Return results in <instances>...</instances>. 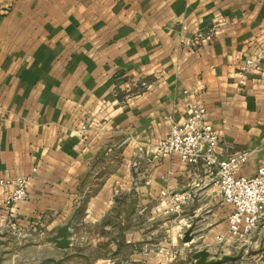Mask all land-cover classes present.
<instances>
[{"label": "crops", "instance_id": "0c3cea01", "mask_svg": "<svg viewBox=\"0 0 264 264\" xmlns=\"http://www.w3.org/2000/svg\"><path fill=\"white\" fill-rule=\"evenodd\" d=\"M263 51L264 0H0V222L64 258L89 241L127 264H158L145 251L163 228L214 241L232 212L215 172L154 148L198 104L218 158L247 152L237 175L255 176L264 61L245 62ZM16 178L27 198L6 207ZM162 192L195 200L170 212ZM71 219L59 250L48 239Z\"/></svg>", "mask_w": 264, "mask_h": 264}, {"label": "built area", "instance_id": "2783aa9c", "mask_svg": "<svg viewBox=\"0 0 264 264\" xmlns=\"http://www.w3.org/2000/svg\"><path fill=\"white\" fill-rule=\"evenodd\" d=\"M264 61V51L257 59H247L246 68ZM85 127H82V131ZM218 136L208 121L206 110L198 104L188 105V115L181 122L170 127L168 135L154 148L157 159L177 156L179 161L189 167L202 165L214 178L212 184L217 188L222 201L232 207L227 218L225 236L236 242H245L257 230L264 215V159L261 160L255 176L239 177L238 170L247 160L249 153L239 152L225 159L217 156ZM12 186V192L4 201L6 207L23 202L27 198L28 178H16L6 182ZM166 198L171 212H178L191 195L174 194Z\"/></svg>", "mask_w": 264, "mask_h": 264}, {"label": "rangeland", "instance_id": "374dc122", "mask_svg": "<svg viewBox=\"0 0 264 264\" xmlns=\"http://www.w3.org/2000/svg\"><path fill=\"white\" fill-rule=\"evenodd\" d=\"M192 200H195L193 195L187 203L191 204ZM181 209L182 206L178 212ZM164 231H169V227L162 229L160 237L162 244H149L145 251L146 255L158 256V264H194L191 256L202 250L208 251L210 257L214 259H221L224 256L234 258L225 264H264V215L257 230L245 242H236L227 236L221 241L216 240L225 234L226 228L212 242L202 240L191 242L190 239L185 241L181 238L172 242L164 236L166 234ZM38 233L32 236L31 231L17 226L11 218L4 223L0 222V264H127L126 260L119 256V251L106 258V254L110 252V244L102 243L94 248L89 241L76 242L75 250L80 251L82 255L75 253L64 258L50 251L46 244L40 243L41 235ZM164 238L166 240H163ZM84 256L88 258L85 259Z\"/></svg>", "mask_w": 264, "mask_h": 264}, {"label": "water", "instance_id": "95a60500", "mask_svg": "<svg viewBox=\"0 0 264 264\" xmlns=\"http://www.w3.org/2000/svg\"><path fill=\"white\" fill-rule=\"evenodd\" d=\"M72 223V219L65 224L64 226L60 227L57 230L55 236L48 239L50 243H52L55 248L59 250H66L69 248L70 242L68 239V232L70 230ZM189 239H185V241ZM194 264H225L227 261H232L234 258L224 256L221 259H214L211 258L208 251L202 250L197 251L191 256Z\"/></svg>", "mask_w": 264, "mask_h": 264}]
</instances>
